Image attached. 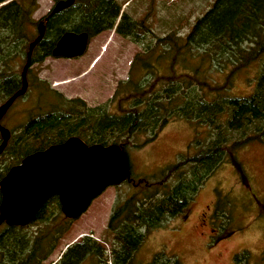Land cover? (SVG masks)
<instances>
[{"label":"trees","instance_id":"16d2710c","mask_svg":"<svg viewBox=\"0 0 264 264\" xmlns=\"http://www.w3.org/2000/svg\"><path fill=\"white\" fill-rule=\"evenodd\" d=\"M121 6L118 0H74L70 6L58 12L50 10L35 21L32 14L36 0H0V102L20 88L21 74L15 68L26 60L40 22L44 33L32 49L31 64L51 56L56 41L66 31H84L91 38L114 28L121 36H136L138 23L126 12L120 15ZM157 40L151 49L144 48L147 56H165L171 69L175 59L182 63L181 68L195 64V75L170 72L149 77L147 69L154 75L152 63L136 54L128 77L117 83L109 100L96 106H88L78 97L66 99L38 80L44 87L42 92L49 93L55 102L50 110L30 117L18 132L10 131L3 149L10 159L6 171L26 155L70 136L88 145L116 144L126 152L127 148H139L152 141L170 120L194 121L209 131L203 147L160 169L149 182L142 178L131 185V177L125 179L123 183L128 182L130 190L123 195L116 193L106 223L109 238L97 241L82 235L54 264H80L86 257H91L93 264H133L144 235L165 226L170 218L183 215L199 187L222 162L230 159L242 173L234 159L238 147L251 141L264 143V0H214L183 38L168 34ZM192 49L200 52L192 54ZM184 54L196 61H181ZM252 63H258L259 69L251 93L231 95L227 77ZM214 64L225 72V82L208 79L207 70ZM113 104L116 111H111ZM54 212H61L56 195L31 220L43 227L36 234L29 238L0 234L3 264H41L47 259L72 222L65 217L63 224L51 227L49 216ZM44 244H48L46 249H42ZM161 255L153 258V264H166ZM243 258L242 253L235 254L234 264H245ZM172 264L179 262L175 259Z\"/></svg>","mask_w":264,"mask_h":264},{"label":"rangeland","instance_id":"374dc122","mask_svg":"<svg viewBox=\"0 0 264 264\" xmlns=\"http://www.w3.org/2000/svg\"><path fill=\"white\" fill-rule=\"evenodd\" d=\"M55 1L36 0L37 7L32 18L35 21L42 18L52 9ZM213 1L118 0L122 3L120 11L126 12L138 23L137 35L125 37L117 34L114 28L107 29L92 36L85 52L79 57L47 56L42 62L31 64L26 71L25 93L9 106L0 120L1 125L16 133L30 117L51 109V103L55 101L50 99L49 93L42 92L44 87L38 80L45 81L49 89L66 99L78 97L88 106L105 103L113 95L117 83L128 77L136 54L152 63L154 75L147 69L146 73L151 74L149 77L168 75L170 72L194 74L192 72L198 68L195 64L181 68L179 64L182 63L175 59L172 63L175 67L171 69L165 56H147L144 48L151 49L158 43L157 38L168 34L183 38ZM198 52L191 50L192 54ZM192 59V55L184 54L180 60L194 63L196 59ZM24 63L25 60L15 68L19 76ZM200 68L206 70L204 66ZM258 69L259 64L252 63L229 75L230 94L243 96L251 93ZM207 76L208 79L211 77V81L225 82V72L215 64L207 70ZM114 104L111 111H116ZM208 139L207 126L184 119L170 120L152 141L139 148H127L130 184L137 185L136 182L142 178L149 182L160 169L181 157L194 154ZM234 159L241 166L242 173L230 159L222 162L199 187L183 215L170 218L165 226L144 235L134 254L133 264H153V258L160 254V259L166 264H172L175 259L179 264H234L237 253L243 254L245 264H264V143H245L236 149ZM9 162L8 153H0V179L6 173ZM130 184L122 182L108 186L92 199L80 216L71 219L69 229L63 232L57 246L41 264L57 262L65 247L82 235H90L97 241L109 238L106 223L116 193H127ZM60 213L61 217L57 216ZM60 213L54 212L49 216L53 220L51 227L63 224L65 216ZM40 227L42 225L37 222H29L13 229L11 225L2 223L0 232L29 238ZM105 246L109 254V243L106 242ZM47 247L48 244H44L42 249ZM3 263L0 257V264ZM80 264H93V260L86 257Z\"/></svg>","mask_w":264,"mask_h":264},{"label":"water","instance_id":"95a60500","mask_svg":"<svg viewBox=\"0 0 264 264\" xmlns=\"http://www.w3.org/2000/svg\"><path fill=\"white\" fill-rule=\"evenodd\" d=\"M74 0H57L51 12H58ZM37 37L29 44L21 71V86L0 103V120L16 98L27 88L26 71L31 65V52L42 38L44 26L38 24ZM89 43V35L66 31L56 41L53 57L81 56ZM10 131L0 123V153L5 148ZM130 175L126 152L116 144H86L77 136L52 144L26 155L10 167L0 179V223L25 225L53 195L58 197L63 215L69 219L80 216L92 199L106 187L123 182Z\"/></svg>","mask_w":264,"mask_h":264},{"label":"flooded vegetation","instance_id":"af4514ba","mask_svg":"<svg viewBox=\"0 0 264 264\" xmlns=\"http://www.w3.org/2000/svg\"><path fill=\"white\" fill-rule=\"evenodd\" d=\"M30 222H31V221H30ZM2 223H4L5 225H7L5 222H2ZM2 223H1V224H2ZM1 224H0V225H1ZM27 224H28V223H27ZM9 226H10V225H9ZM11 226H24V225H11ZM2 233H3V231L0 232V234H2Z\"/></svg>","mask_w":264,"mask_h":264}]
</instances>
